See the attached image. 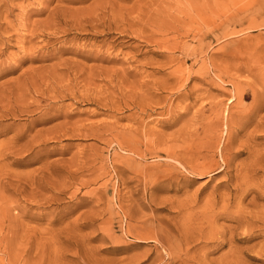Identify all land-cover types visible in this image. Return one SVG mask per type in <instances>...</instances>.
I'll return each mask as SVG.
<instances>
[{"label":"rangeland","instance_id":"374dc122","mask_svg":"<svg viewBox=\"0 0 264 264\" xmlns=\"http://www.w3.org/2000/svg\"><path fill=\"white\" fill-rule=\"evenodd\" d=\"M263 219L264 0H0V264H264Z\"/></svg>","mask_w":264,"mask_h":264},{"label":"bare ground","instance_id":"6f19581e","mask_svg":"<svg viewBox=\"0 0 264 264\" xmlns=\"http://www.w3.org/2000/svg\"><path fill=\"white\" fill-rule=\"evenodd\" d=\"M226 129H227V128H226ZM195 167H196V165H195ZM206 167H208V166H206ZM206 167H205V168H206ZM193 168H194V167H193ZM209 168H210V167H209ZM197 169H198V168H197ZM201 169H202V168H201ZM206 169L208 170V168H206ZM206 169H205V170H206ZM210 169H211V168H210ZM195 171H197V170H195ZM199 171H200V168H199ZM201 171H202V170H201ZM202 172H203V171H202ZM210 172H211V171H210ZM210 172H209V173H210ZM199 174H200V173H199ZM239 220H240V219H239ZM263 220H264V219H263ZM235 221H236V220H235ZM242 222H243V221H242Z\"/></svg>","mask_w":264,"mask_h":264}]
</instances>
